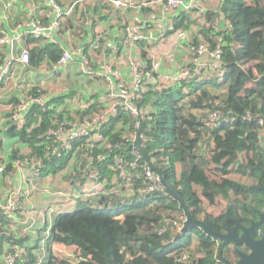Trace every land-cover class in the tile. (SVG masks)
<instances>
[{"label":"trees","instance_id":"16d2710c","mask_svg":"<svg viewBox=\"0 0 264 264\" xmlns=\"http://www.w3.org/2000/svg\"><path fill=\"white\" fill-rule=\"evenodd\" d=\"M201 2L204 6L205 0ZM175 16L173 30L192 32L191 45L195 50L190 52V59L194 61L201 56L200 62L203 63L202 58L206 56L205 68L198 65L200 74L190 83L180 80L167 86L161 81L162 73L153 67L154 59L149 60L143 69L147 76L145 89L134 101L135 106L143 111V116L135 118L130 112L121 110L119 116L103 123L100 132L107 137L108 145L83 137V149L76 155L81 158L74 156L80 169L76 176L72 174L71 177L85 178L91 171L89 168L95 165L99 179L104 182L108 179L106 191L96 200L98 203L128 202L147 191L151 181L143 169L134 177L132 196H127L124 188L119 192L110 189L116 181H122L120 173L114 170L116 159L134 158L129 147L131 141L128 143L126 139L135 137L140 128L136 122L141 121L144 126L142 144L152 163L163 171L174 187L180 189L192 218L198 219L201 215L211 230L218 231L215 217L202 206L203 200L210 205L217 204L220 199L227 200L231 215L236 212L252 214L251 207L264 208V189L254 185L264 186V173L256 168H264V143L259 138L262 129L259 120L264 118V0H222L219 8L204 9L199 17L188 10H179ZM202 43L208 45L210 51L220 46L218 63L224 70L223 76H219L213 67L214 59L197 52ZM61 53L59 49L39 50V54L51 56L54 60L59 59ZM151 78L156 79L155 83L150 82ZM248 83L253 85L247 86ZM63 102V97H54L45 108L32 106L27 113L29 123L24 129H18L22 138L28 134L29 140L34 138L31 141L33 149L39 151L44 164L54 172L63 170L66 161L63 156L58 158L57 153L44 156L47 146L57 144L47 132L57 128L64 119L80 123L86 116L104 109L102 103L90 102L84 108L59 111L57 108ZM216 111L230 117L229 122L210 125V115ZM248 114L251 120L246 118ZM28 125L29 132L26 131ZM12 129L17 127L13 125ZM244 156L246 161L242 160ZM22 157L19 159L26 158ZM87 158L90 161L83 165L82 160ZM141 164L151 168L143 158ZM212 165L216 168L212 169ZM233 166L239 167L242 177L243 171L253 168V172H249L253 186L228 177ZM178 167L182 169L179 178L176 176ZM210 172L216 176L212 177ZM115 175L118 179H114ZM162 186L159 190L154 189V193H146L148 201L133 209L113 212L95 210L84 204L72 213L58 214L48 239L49 248L59 243L75 250L77 264H184L180 261L184 252L190 253L191 264H225L218 256L230 253L228 243L218 244L202 227H190L177 237L178 224H184L188 216L180 201ZM252 192L253 198L249 200L248 194ZM88 202L92 204L95 201ZM195 236L197 239L194 240ZM173 239L176 242L169 243ZM12 241V237L3 234L0 252L5 243ZM195 241L198 255L190 250ZM33 249L35 247L29 248V264L36 261ZM175 249L176 253L171 254ZM46 264L75 263L68 257L51 253Z\"/></svg>","mask_w":264,"mask_h":264},{"label":"crops","instance_id":"0c3cea01","mask_svg":"<svg viewBox=\"0 0 264 264\" xmlns=\"http://www.w3.org/2000/svg\"><path fill=\"white\" fill-rule=\"evenodd\" d=\"M56 1L63 9H70L75 2V0ZM221 3L222 0H205V10H216ZM134 14L135 10L132 8L121 10L102 0L91 1L74 7L61 20L63 27L50 32V38L37 40L27 33L32 21H38L43 26H49L57 21V13L51 8L49 0H0L1 34L13 40L17 56L20 57L23 51H28L30 54L28 64L21 61L15 63L13 78L21 79V81L15 84L14 80H10L7 87L6 85L0 87V165L5 166V172H0V194L16 189L22 192L20 199L23 205L21 211L15 216L18 221L16 223L9 221L6 224V229L13 231L14 234H8L7 231L5 233L15 238L14 244L24 248L28 254L29 248L35 247L33 252L38 249V254L44 255L46 260L51 253H54L57 246L63 245L54 243L49 248L48 239L58 216L51 214L53 209L68 208L65 213H72L79 206L91 205V203L88 202L89 200L84 201L74 197L59 199L56 197L58 195L55 196L52 193L54 188L69 190L73 196L80 192L82 182L58 181L57 174L62 173L64 168L69 166L70 157L76 156L83 149L82 143L66 149L55 144L58 158L63 156L66 161L61 171H51L45 163L46 167L36 175V172L26 163L16 166L15 161L19 157H35L38 160L41 154L31 145L33 137L29 140L28 134L26 138H22L18 128L12 129L14 106L30 87L41 89L51 97H63V104H67L71 110H73L71 103L74 104L76 101L80 103L81 100L84 101L80 107L90 102L106 103L108 89L115 86L116 82L131 81L133 69L137 64L144 68L149 60L155 59L160 62L159 72L168 73L180 71L183 63L192 62L191 54L185 48L186 39H180L176 30H169V27L173 29L176 16L169 15L164 19L165 15L160 8L141 11V17L146 22L145 32L149 40L142 44L127 41L126 27ZM102 33L105 34L108 45L91 50L93 42ZM83 47L86 57L91 58L89 68L85 67L82 56H75V60L71 63L64 67H57L58 58L54 60L51 56L39 54V50L46 48L59 49L63 53L65 50L73 52ZM9 51V45L0 44V63L4 61ZM202 61L203 63L207 61L206 56L202 58ZM107 69L116 72L115 78L108 75L109 83L107 80L105 82V74L104 76L102 74ZM90 70L96 71V74L91 75ZM209 75L215 74L209 73ZM155 80L151 78L150 82L155 83ZM28 130L26 131L29 132ZM43 186L51 188L47 196L40 190ZM137 198L138 196H134L131 199L138 202ZM98 204L106 205V203ZM60 213H63L62 210ZM30 221H32L31 226L28 225Z\"/></svg>","mask_w":264,"mask_h":264},{"label":"built area","instance_id":"2783aa9c","mask_svg":"<svg viewBox=\"0 0 264 264\" xmlns=\"http://www.w3.org/2000/svg\"><path fill=\"white\" fill-rule=\"evenodd\" d=\"M91 1L96 0H75L73 5L70 9H63L56 0H49L51 8L53 11L57 13V21L53 22L49 26H43L38 21H32L29 25L31 28L27 31L28 34H31L35 39L42 40L43 38H50V32L57 31L63 27L62 19L69 14L74 7L77 5H85L90 3ZM106 3H111L113 7L116 9H127L132 8L135 10V14L131 20H129L127 24V41L137 43L138 41H148L149 36L145 32V20L141 17V11L147 10L150 8H160L163 12L164 19L168 18L169 15L175 16L177 12L181 9L192 11L196 17L201 16L202 11L205 9L201 0H102ZM161 24V23H160ZM169 30H172L169 27ZM196 30V28L194 29ZM197 33V31H195ZM176 33L180 37V39H186L187 44L185 48L189 52H193L195 48L191 45L192 40V32L178 29ZM106 40L105 34H99L96 40L92 44L91 50H97L102 48L103 45H108V41ZM0 44L1 45H9L10 51L8 55L5 57L4 61L0 64V87L8 86L10 80H14L15 84H17L20 80H16L14 77L15 75V63L17 61H21L24 64H28L30 61V55L28 51H23L19 56H17L15 50V44L13 40H11L7 35L1 34L0 32ZM220 47V46H219ZM217 47L215 50L210 51L209 46L205 45L204 43L200 44L197 48V52L199 55L206 54L210 57L213 61V67L216 69L219 76L224 75V70L218 63L221 58V50ZM85 48H79L73 52L68 50L63 51L61 57L56 61L57 67H64L67 64L71 63L75 60V56L79 57L82 56L83 63L85 67H90L91 65V58L86 57L85 55ZM201 56H198L194 59V61L190 63H183L182 68L180 71L177 72H168L162 73L160 76L162 78V83L167 86H172L180 80H187L188 83L197 75L200 74L199 68L197 67L200 65L201 68H205V64L200 62ZM186 64V65H184ZM194 64V66L189 67L190 65ZM153 67L155 71L159 72L160 63L158 61L153 62ZM139 64L135 66L133 69V77L131 81H123L124 84L119 85L120 90L122 88L121 93L116 92L112 93L108 97V102L102 103V107L104 109L101 112L92 113L89 116H86L84 120L80 123L77 122H69L67 119L62 120L59 126L54 129H50L47 132L49 137H54L56 139L57 144L62 148H70L72 145H75L78 140H81L83 137H88V141H97L103 143L104 145H108V139L100 132V126L103 123L109 122L112 118H116L119 116L121 110L130 112L135 118H141L143 116V111L135 106V99L139 97V94L144 91V85L146 82V73ZM91 75L96 74L94 70H90ZM109 79V77H107ZM120 84V83H118ZM36 87H30L24 94L20 97L17 104L14 106L13 114H12V123L18 129H24L27 124L29 123V118L27 113L29 112L32 106L38 105L40 107L45 108L46 105L49 103V100L54 98L46 94L41 89H35ZM65 105V106H64ZM86 105L82 106L83 108ZM100 106V105H99ZM69 108L67 104H63L59 106L57 109L60 111L64 108ZM80 109V107H79ZM248 120H251V116L248 114L246 117ZM230 117H226L220 111H216L212 113L209 118V123L212 126H217L219 123H228ZM141 121L136 122V126H142ZM262 129L259 132L260 140L264 141V118L259 120ZM141 124V125H140ZM139 128V129H140ZM29 129V125H28ZM138 132V131H137ZM137 134V133H136ZM141 140L143 141V132L141 136ZM136 135L133 138L126 139V142H130L131 146V155L134 157L133 159H125V158H117L115 164L117 165L114 169L118 173H120L119 178L122 179L121 182H115L113 185V189H119V191L124 188L128 192L129 196H132V191L135 189V175L141 172V170H145V175L148 179H150L151 183L147 186V191H142L138 196H147L146 193H154V189H161L163 186L160 177L156 175L151 168H147L145 164H141L142 154L137 150L135 147ZM143 147V144L141 142ZM92 146V143H90ZM116 147V146H115ZM114 147V148H115ZM144 148V147H143ZM57 152V145L52 144L47 146L45 149L46 157L51 156L52 154H56ZM98 158L100 155L97 156ZM20 160V159H18ZM43 159L39 158L38 160L35 157H26L24 160H20V162H16L17 166H22L26 163L31 169L36 172V175L42 171L46 165L43 163ZM150 166V165H149ZM93 167V168H92ZM77 161L75 157L70 158V163L67 168H64L62 173H72L76 170ZM4 169L3 165H0V172ZM80 169V167H79ZM90 173L83 178L82 180V187L80 192L76 195H70V197L78 198L80 200H86V194L88 192H98L96 197L99 195V191L105 190L106 184L104 181L99 179V171L98 168L93 165L91 166ZM71 174V175H72ZM51 191V188L44 187L42 189L43 195H48ZM105 191L102 193L104 194ZM21 194L22 192L13 189L12 191H7L4 195L0 194V238L4 234V230L7 228L6 224L9 221L16 223L18 218L15 216L21 211L23 208L21 202ZM54 195V194H53ZM61 195H63L61 193ZM60 196V194L58 195ZM89 196V195H88ZM84 197V198H83ZM101 197V195H100ZM65 198V197H64ZM123 200L122 202H124ZM262 229L258 228L257 235L261 236ZM57 249H54V253H57ZM174 252L173 254H175ZM41 255H39L40 257ZM66 257V256H65ZM69 258V257H68ZM180 261L184 264H191L190 263V253L184 252L181 256ZM30 257L29 254L26 252L24 248L20 246L10 243H5L2 252H0V264H29ZM37 264H41L38 262Z\"/></svg>","mask_w":264,"mask_h":264},{"label":"water","instance_id":"95a60500","mask_svg":"<svg viewBox=\"0 0 264 264\" xmlns=\"http://www.w3.org/2000/svg\"><path fill=\"white\" fill-rule=\"evenodd\" d=\"M143 129L144 126L142 125L136 134L134 145L142 154L143 159L150 165L151 170L159 174L162 184L166 187V192L178 199L181 203V207L185 210L188 219L184 223V228L180 234L184 233L190 227H202L208 234L214 236L215 238H219L221 241H226L229 248H233V250L238 254L239 258L236 263L231 262L226 256L219 255V259L225 264H264V209L259 210L253 207L256 213V218H248L245 224H241L240 226L237 225L236 227L231 228L227 233L213 231L203 220L193 219L189 208L181 195L180 189L174 187L171 182L166 179L163 171L152 163L146 151L142 147L141 136ZM262 171L264 172V169H262ZM262 188L264 189V186ZM241 220H243V218L236 219L237 222ZM258 228L262 229L261 236L257 235ZM243 247L247 248L249 252L241 249Z\"/></svg>","mask_w":264,"mask_h":264},{"label":"rangeland","instance_id":"374dc122","mask_svg":"<svg viewBox=\"0 0 264 264\" xmlns=\"http://www.w3.org/2000/svg\"><path fill=\"white\" fill-rule=\"evenodd\" d=\"M30 55V54H29ZM160 63V62H159ZM130 64V63H129ZM91 65V64H90ZM131 66H133V64L131 63ZM108 67V66H107ZM145 68V67H144ZM109 69V68H108ZM105 70L104 72H102V74H103V76H104V74H105V77H106V79H105V77H104V80H105V82H106V80H107V82L109 83V79L107 78V77H113V78H115V73L116 72H112L111 70L109 71V70ZM125 69H126V67H125ZM94 72H96V71H94ZM134 72V71H133ZM133 72H132V75H133ZM98 75H101V74H99L98 73ZM109 75V76H108ZM123 80V79H122ZM118 83H120V84H118ZM116 82V84H115V86H113V87H111L110 89H108L109 90V92L107 93V97H109V95H111L112 93H116V92H119V93H121V91H122V88H121V90H120V86L119 85H122V84H124L123 83V81H119V82ZM252 84H248V86H251ZM110 87V86H109ZM80 102H78V101H76V103H71V108L72 109H77V108H79L81 105H83L84 104V101H82L81 100V103L79 104ZM13 126V125H12ZM20 130V129H19ZM263 143H264V141H262ZM77 143L78 144H81V140H78L77 141ZM82 151V150H81ZM80 151V152H81ZM76 158L77 159H80L81 157H79V156H76ZM242 160L243 161H246V156H244V157H242ZM77 161V160H76ZM88 161H90L88 158L87 159H84V160H82V163H83V165L85 164V162H88ZM16 162H20V160H18V159H16V161H15V163ZM12 163V162H11ZM17 166V165H16ZM4 167V169H3V171H2V173H4L5 172V166H3ZM77 167L78 168H76V170L73 172V174H75V176H76V174L78 173V170H79V167H80V165H79V162L77 161ZM216 167H215V165H212V169H215ZM233 169H232V171L228 174V177H230V178H234V179H238V180H241V181H243V182H245L246 184H251L252 186H253V179L251 178V176H249V171L247 170L245 173H244V171H243V177L241 176L242 175V173L240 172V171H238V166H233L232 167ZM114 169H116L117 170V168H114ZM181 172H182V169L180 168V167H178L177 168V172H176V176H177V178H179L180 177V175H181ZM212 172H215V171H212ZM211 173V172H210ZM238 173H240V174H238ZM71 174L72 173H59V174H57V179H58V181H66V180H72V181H74V182H82V179L81 178H76V177H71ZM212 174V173H211ZM217 175H218V171H217ZM215 177L216 175H215V173L214 174H212V177ZM108 178V177H107ZM114 179H118V177L115 175V178ZM106 180H108V179H106ZM105 180V181H106ZM116 182H119V181H116ZM45 186H43V188H44ZM110 189H112V191H114V192H119V189H113V187H111ZM41 191H42V188L40 189ZM195 190L196 191H198V192H200L199 191V188L198 187H195ZM99 191V195L96 197V194L98 193V192H88L87 194H86V200H88L89 198H91L89 201H91V200H94L95 202H96V200L98 199V198H101L100 197V195H102L103 193V191H106V190H103V191H100V190H98ZM52 193L56 196V195H59L60 194V196H56V197H58L59 199H63L64 197L67 199H70V195H71V191H69V190H65V189H56V188H54V189H52ZM61 193L63 194V195H61ZM127 193V196H129V194H128V192H126ZM4 195V194H3ZM89 195V196H88ZM253 192L251 193V194H248V196H249V200H252V198H253ZM84 198V197H83ZM147 198V196H141V199H140V201H139V203H141L142 201H144L145 199ZM232 200L234 201V202H236L235 201V196H232ZM152 202V201H151ZM124 203V202H123ZM151 204V203H150ZM248 204H251V202H248ZM56 206H57V203L55 204ZM202 206H203V208H204V210L207 212V213H210L211 215H213L214 217H215V219H216V221H217V225H218V227H219V229L220 228H223L224 226V224H226V215L229 213V211L231 210V208H228V206L230 207V205L228 204V201L227 200H225V199H220V200H218L217 201V204H215V205H210L206 200H203V203H202ZM67 209L68 208H62V209H59V207L57 208V209H53V213H51V214H53V216H55V214L56 215H58V213L60 214V211L62 210V212L63 213H65V212H67ZM236 214H237V212H236ZM184 219L185 218H183V221H184ZM198 219H200V220H203V216H199V218ZM28 225L29 226H31L32 225V221H30L29 223H28ZM174 227L176 228V225H174ZM184 228V225L182 224V223H179L178 224V227H177V231H178V233H181V231H182V229ZM176 230V229H175ZM7 231V233L8 234H14L13 233V231H11V230H9L8 231V229H5L4 230V234H6L5 232ZM11 236V235H10ZM12 237V236H11ZM12 239H15V238H13L12 237ZM195 239H197V237L195 236V238H194V240ZM41 242V241H40ZM12 243L14 244V242L12 241ZM42 244V243H41ZM47 245V244H46ZM46 245H44L45 247H46ZM196 245H197V243H196V241L195 242H193L192 243V246H191V248H190V250L196 255H198V253L196 252ZM56 249H57V255L58 256H60V257H69L70 259H72L73 260V262L75 263V264H77L78 263V258L77 257H75L74 255H75V250H73V249H69V248H66V247H64L63 245H59V246H57L56 247ZM36 252H33L34 254H35V256H36V261H35V264H37L38 262H40L41 264H46V260H45V256L44 255H41V257H39V250L38 249H36L35 250ZM224 256H226V257H228L229 258V260L231 261V262H233V263H236L237 262V260H238V257H237V255H235L234 254V252L233 251H230V253L228 254V255H224Z\"/></svg>","mask_w":264,"mask_h":264},{"label":"flooded vegetation","instance_id":"af4514ba","mask_svg":"<svg viewBox=\"0 0 264 264\" xmlns=\"http://www.w3.org/2000/svg\"><path fill=\"white\" fill-rule=\"evenodd\" d=\"M257 169H259L260 171H261V173H264L263 171H262V169H264V168H262V167H260V166H257L256 167ZM250 173H252L253 172V168H249V170H248ZM255 186H257L258 188L259 187H263V186H261V185H259L258 183L257 184H254ZM228 208H230L229 206H228ZM251 209L253 210V213L252 214H246V213H243V212H239V213H237V214H235V215H231V213H230V211H229V213L226 215V224H224L223 226V228H220L217 232H220V233H227L231 228H233V227H236L237 225L238 226H240L241 224H245L246 222H247V220H248V218H251V217H254V218H256V213H255V210H254V208L253 207H251ZM264 208H261V209H259V210H263ZM238 218H243V220H241V221H239V222H237L236 221V219H238ZM210 235V234H209ZM210 236H212V235H210ZM212 237H214V236H212ZM214 239L216 240V242L219 244L220 242H223V241H221L219 238H215L214 237ZM224 242H226V241H224ZM227 248H228V250H230V251H233L234 252V254L235 255H237V257L239 258V256H238V254L233 250V248H229V245L227 246ZM241 249H243V250H245V251H247V252H249V250L247 249V248H241ZM224 256V255H223ZM228 258V257H227ZM229 259V258H228Z\"/></svg>","mask_w":264,"mask_h":264},{"label":"clouds","instance_id":"9594fccd","mask_svg":"<svg viewBox=\"0 0 264 264\" xmlns=\"http://www.w3.org/2000/svg\"><path fill=\"white\" fill-rule=\"evenodd\" d=\"M173 30V29H172ZM138 202L135 201V200H132L130 199L128 202L124 201L121 202V203H117V204H106V205H101V204H98V202H96V204H91L90 207L92 209H95V210H106V211H113V212H117V211H120L122 209H133L135 208V206L139 205V204H142L143 202H146L148 201V197L142 201L141 203H139L140 199H141V196H138ZM184 225V224H183ZM180 233H178L179 235ZM181 235V234H180ZM179 235V236H180ZM178 237V236H177ZM176 242V239H173L171 242L169 243H175ZM176 246V245H175ZM177 249H175L171 254H173L174 252H176Z\"/></svg>","mask_w":264,"mask_h":264}]
</instances>
